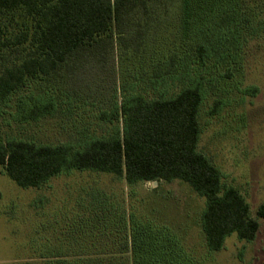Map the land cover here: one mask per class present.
Segmentation results:
<instances>
[{
	"label": "trees",
	"instance_id": "1",
	"mask_svg": "<svg viewBox=\"0 0 264 264\" xmlns=\"http://www.w3.org/2000/svg\"><path fill=\"white\" fill-rule=\"evenodd\" d=\"M257 1L0 0V109L25 91L18 99L21 120H39L60 113L65 102L112 93L108 107L99 108L100 119L112 125L108 135L77 144L0 138L4 173L23 188L75 170L114 174L130 186L177 179L206 198L201 225L209 251L222 249L232 234L255 239L260 223L245 195L223 184L199 142L207 94L218 89L224 71L235 79L245 46L264 32ZM111 75L112 88L97 84ZM245 91L259 93L255 85ZM91 198L103 250L59 254L70 257L60 263L126 264L121 253L128 251L130 264H171L179 254L167 226L140 222L125 200L107 193ZM257 216L264 219V203ZM114 228L116 234L129 229L124 243L109 238ZM109 245L120 253L107 254ZM71 246L98 247L91 240Z\"/></svg>",
	"mask_w": 264,
	"mask_h": 264
},
{
	"label": "rangeland",
	"instance_id": "2",
	"mask_svg": "<svg viewBox=\"0 0 264 264\" xmlns=\"http://www.w3.org/2000/svg\"><path fill=\"white\" fill-rule=\"evenodd\" d=\"M252 4L264 17V0ZM243 54L235 79L226 77L220 67L226 75H220V86L204 100L199 149L221 170L223 184L235 186L245 195L251 215L260 223L255 239L240 240L232 234L222 249L209 251L201 225L206 198L184 181L130 186L114 174L75 170L53 177L41 187L23 188L0 165V264H63L57 261L63 257L59 254L102 252L104 245H99L102 240L96 233L97 211L88 202L92 195L100 199L104 193L119 202L125 200L128 213L133 212L140 222L165 225L174 232L180 248L171 264H264V219L257 216L264 203V32L249 41ZM115 82L112 75L107 80L97 79L101 87L112 88ZM249 85L257 86L259 93H247ZM109 90L88 102H65L60 113L39 120H21L18 99L25 91L19 92L0 109V138L77 144L86 136L108 135L112 125L100 119L99 108L108 107L112 96ZM97 209L100 212L102 207ZM82 221H91L94 226L81 227ZM116 231L114 228L109 238L124 243L129 229H121L119 234ZM75 240L96 241L99 248L76 251L71 246ZM114 247L110 246L107 254H119ZM121 254L126 264L132 262L130 252Z\"/></svg>",
	"mask_w": 264,
	"mask_h": 264
},
{
	"label": "water",
	"instance_id": "3",
	"mask_svg": "<svg viewBox=\"0 0 264 264\" xmlns=\"http://www.w3.org/2000/svg\"><path fill=\"white\" fill-rule=\"evenodd\" d=\"M157 183H158L157 181H153V185H154V186L157 185Z\"/></svg>",
	"mask_w": 264,
	"mask_h": 264
}]
</instances>
